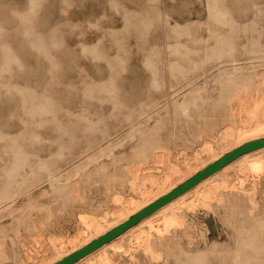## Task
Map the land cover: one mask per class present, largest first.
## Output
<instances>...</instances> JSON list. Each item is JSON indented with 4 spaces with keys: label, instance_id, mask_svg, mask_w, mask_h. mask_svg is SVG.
<instances>
[{
    "label": "rangeland",
    "instance_id": "obj_1",
    "mask_svg": "<svg viewBox=\"0 0 264 264\" xmlns=\"http://www.w3.org/2000/svg\"><path fill=\"white\" fill-rule=\"evenodd\" d=\"M212 2L0 0V187L6 178L19 179L13 190L33 184L36 178L31 177L44 173L41 163L46 159L58 164L70 161L69 147L84 143L85 133L92 129L107 128L111 133H120L124 137L123 145L112 151L111 156H101L70 181L61 182L63 187L68 185L65 192L70 194L69 185L82 186L98 163L109 162L121 151H131L140 141L138 137L128 136L129 115H135L138 120V112L148 110L153 117L147 125L156 128L155 119L167 112L165 102L170 93L182 84L189 87L186 81L190 77L194 87H202L196 93L198 98L193 110L210 100L213 88L220 87L215 83L217 75L213 66L216 63L227 58L229 51L238 56L249 54L254 48L253 41L263 47L257 49H264V0H218L220 8L228 12L222 23L210 13ZM161 12L169 14L171 23L162 18ZM174 20L183 27L175 26ZM254 26L257 29H253ZM82 43L90 49L84 50ZM7 55L16 56L19 62L4 64ZM249 71L262 74L264 66ZM261 81V76H256L254 81L248 82L253 85ZM20 89L29 93L24 95L18 91ZM183 90L176 97L181 99L186 92ZM261 92L252 94L235 87L230 95L232 111L237 116L234 126L264 123ZM49 100L56 106L55 111L41 109ZM169 110L176 113L177 108L170 105ZM177 114L180 117V113ZM157 129L165 134L168 126ZM35 134L37 138H34ZM15 138L20 143L13 145L11 140ZM62 147L65 155L59 158L57 153ZM186 152L187 157L194 158L192 149ZM259 157L262 166L257 169L233 166L210 181L207 189L212 193L193 194L187 200V219L196 225L207 226L208 236L221 240L222 246L230 243L236 247L234 240H229L230 231L212 214L213 204L221 198L220 189L253 190L254 212L247 214L238 225L249 235L264 227V153ZM183 159L181 154L179 161L182 163ZM191 162L195 163L194 160ZM152 171L163 173L159 169ZM24 178L25 182H21ZM48 184L44 182L42 188L49 189V193L39 200L56 205V194ZM40 190L36 188V194ZM87 195L95 201L102 199L100 182L90 181ZM23 198H17L16 203L21 204ZM76 204L90 210L89 203L79 201ZM36 214L37 210H34V218ZM57 216V223L49 228L51 233L70 235L75 232L77 223L70 220L67 213H57ZM10 220V216L1 218L0 226ZM160 222L157 219L154 224ZM144 226L138 234L140 237L136 234L137 237L124 239L119 248L109 247L108 264H180L174 257L167 260L148 249L145 235L149 227L148 224ZM40 238L44 245L34 247L33 237L23 236L22 253L15 256L9 251L10 259L3 264H27L51 255L49 236ZM183 243L186 249L193 247L189 246L188 240ZM209 257L215 263H222L225 258L215 257V253ZM91 258L83 264H107L108 260H102L98 253Z\"/></svg>",
    "mask_w": 264,
    "mask_h": 264
},
{
    "label": "bare ground",
    "instance_id": "obj_2",
    "mask_svg": "<svg viewBox=\"0 0 264 264\" xmlns=\"http://www.w3.org/2000/svg\"><path fill=\"white\" fill-rule=\"evenodd\" d=\"M209 8L210 13L220 23L228 14L227 10L220 8L218 0H213ZM32 11L33 8L30 13ZM161 15L166 22L171 21L168 13L161 12ZM174 24L183 27L176 20ZM253 29L257 27L254 26ZM39 45L44 46V44ZM252 46L254 48L245 56H238L229 51L227 58L213 66V71L217 75L215 83L220 87L213 88V96L198 110H193L192 106L198 98L196 93L202 87H194L193 79L190 77L186 81L189 87L186 88L182 84L172 90L169 99L165 102L167 112L155 119L156 128L147 125L153 117L148 110H140L137 115L138 120L135 119V115H129L128 136L138 137L140 141L131 151H121L109 162L98 163L90 175H87L82 186L69 185L70 194L65 192L68 185L63 187L61 182L70 181L101 156H111L112 151L123 145L124 137L120 133H111L107 128L88 131L84 135V143L69 147V155L72 157L70 161L58 164L55 161L44 160L41 163L44 173L41 176H32L31 178H36L35 182L26 185L23 189L13 190L19 179L6 178L4 185L0 187V219L10 216L11 220L0 226V263L3 264L10 259L9 251L15 256L22 253L25 246L22 242L23 236L33 237V246L41 247L44 243L40 237L47 235L53 253L27 264H53L124 222L225 153L247 141L264 137L262 122H255L253 125H248V122L242 127L233 125L237 116L232 111L230 95L233 94L235 87L245 89L252 94L262 91L260 96L264 98V73L249 71L251 68L264 66V49H257L256 47H263L256 41L252 42ZM82 47L84 50L90 49L85 43H82ZM10 62L18 63L19 60L16 56H5L3 63ZM255 62L258 64H254ZM256 76H261L262 83L252 85L248 82L254 81ZM181 90L186 92L180 99L176 96ZM18 91L24 95L29 93L23 89ZM254 100L256 101L255 97ZM170 105L176 106V113L169 110ZM41 109L52 112L56 110V106L49 100V102L45 101ZM60 110H63L61 106ZM163 125L168 126L165 134L157 129ZM223 127L226 128L221 132ZM37 137L38 135L35 134L34 138ZM11 142L13 145L19 144L20 140L15 138ZM180 148L183 151L177 153L176 150L180 151ZM187 149L195 152L194 158L187 157ZM262 153L264 147L242 154L73 264H83L97 253L102 260L108 259L106 262L108 264L109 247L119 248L124 239L136 234L140 237L138 234L145 224L149 227V232L145 235L148 249L157 256H164L167 260L174 257L180 260V264H264V227L260 228V232L249 235L244 234V228L238 225L247 214L254 212L256 205L253 190L220 189L221 198L212 206V214L230 231L229 240H234L236 247L231 246L230 243L222 246L221 240L211 239L208 236L207 226L196 225L186 217L188 208L186 203L193 194L210 193L211 189H207L210 181L233 166L257 169L262 166V158L259 157ZM181 154L184 158L182 163L179 161ZM64 155L62 147L57 156L63 158ZM74 159L76 160L73 162ZM191 160L195 163L192 164ZM17 168L15 166V169ZM153 169L163 170V173H155ZM144 170L150 171L142 173ZM93 176L98 178H92ZM93 179L100 182L104 194L102 199L96 201L87 195V186ZM25 180L26 178L21 182ZM44 182H49L52 192L56 194V205L39 200L41 196L49 193V189L42 188ZM224 184L226 185L225 182ZM36 188H41L38 194L35 192ZM20 196L24 198L21 204H17V198ZM79 201L83 204L89 203L90 210L84 208V205L78 206L76 202ZM34 210H37L36 218L33 217ZM57 213H67L69 219L77 223L74 233L65 235L49 231L50 226L58 221ZM157 219L161 222L155 225L154 221ZM184 240H188L189 246L193 247L186 249ZM212 253H215V257L225 256L222 263H215L213 258L210 259Z\"/></svg>",
    "mask_w": 264,
    "mask_h": 264
},
{
    "label": "water",
    "instance_id": "obj_3",
    "mask_svg": "<svg viewBox=\"0 0 264 264\" xmlns=\"http://www.w3.org/2000/svg\"><path fill=\"white\" fill-rule=\"evenodd\" d=\"M264 147V137L257 138L254 140H250L245 142L244 144L234 148L233 150L225 153L217 160L211 162L201 170L197 171L194 175L186 179L181 184L174 187L172 190L164 194L163 196L159 197L155 201L151 202L147 206L143 207L141 210L136 212L135 214L131 215L127 220L118 224L117 226L111 228L101 236L93 239L91 242L86 244L85 246L73 251L72 253L68 254L67 256L63 257L62 259L54 262L53 264H73L82 257L86 256L90 252L98 249L103 244L109 242L110 240L114 239L128 228L139 222L142 218L148 216L162 205L168 203L173 198L177 197L181 193L187 191L197 183H199L202 179L208 177L209 175L213 174L226 164L230 163L237 157L241 156L242 154Z\"/></svg>",
    "mask_w": 264,
    "mask_h": 264
}]
</instances>
